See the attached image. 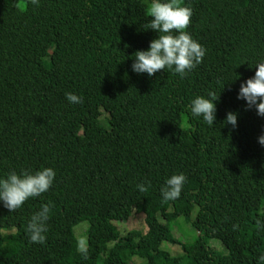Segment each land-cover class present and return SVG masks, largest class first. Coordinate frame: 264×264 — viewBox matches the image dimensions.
Returning a JSON list of instances; mask_svg holds the SVG:
<instances>
[{
    "label": "trees",
    "instance_id": "trees-1",
    "mask_svg": "<svg viewBox=\"0 0 264 264\" xmlns=\"http://www.w3.org/2000/svg\"><path fill=\"white\" fill-rule=\"evenodd\" d=\"M24 1L0 0V178L45 167L56 176L15 211L0 201V264H264V117L237 98L264 60V0H183L193 9L186 31L205 48L183 76L132 70L133 54L159 35L146 29L151 0ZM209 93L219 96L211 126L191 113ZM180 173V196L165 201L161 188ZM49 203L46 242L33 243L27 224ZM196 206L197 239L180 243V256L162 250L179 241L158 215L190 219ZM134 211L148 230L121 235L113 221ZM82 223L87 259L77 251Z\"/></svg>",
    "mask_w": 264,
    "mask_h": 264
},
{
    "label": "clouds",
    "instance_id": "clouds-1",
    "mask_svg": "<svg viewBox=\"0 0 264 264\" xmlns=\"http://www.w3.org/2000/svg\"><path fill=\"white\" fill-rule=\"evenodd\" d=\"M33 5L39 0H31ZM147 14L151 17L146 29L151 28L158 32V37L150 41L147 50H137L132 64L136 73H147L149 76L158 71L174 69L181 76L200 64L205 56V48L194 40L186 29L191 24L193 9L185 5L183 0H151ZM253 77L242 82L237 94L238 99L246 101L247 108H255L258 116L264 117V60L258 62ZM210 98L197 96L191 101L193 116H202L208 125H213L216 119V104L219 99L215 93H209ZM70 103H82V97L74 93H66ZM225 123L237 127L238 114L228 112ZM258 142L264 145V133L258 137ZM56 173L53 168L45 167L30 172L22 170L20 174L10 172L6 178H0V201L9 211L19 209L30 197H37L46 192L53 184ZM186 177L183 173L173 174L165 181L161 193L165 201L177 199L182 191ZM150 183V182H149ZM139 191L146 192L148 186L137 185ZM51 206L44 204L34 213L27 224L26 231L33 243L46 242L47 221ZM257 227H264V221L257 220ZM238 225H233L235 230ZM77 251L85 258L88 257V248L83 240L78 242ZM264 262V254L259 257Z\"/></svg>",
    "mask_w": 264,
    "mask_h": 264
},
{
    "label": "rangeland",
    "instance_id": "rangeland-1",
    "mask_svg": "<svg viewBox=\"0 0 264 264\" xmlns=\"http://www.w3.org/2000/svg\"><path fill=\"white\" fill-rule=\"evenodd\" d=\"M25 3L26 2L24 0H18V4L22 8H25ZM108 115L109 114L102 109L101 122L106 126L108 125ZM197 210L198 207L196 206V208L192 211L190 219H188L186 216L181 215L171 221H167L161 215H158L159 221L161 223L169 224L171 232L179 241L178 243H174L169 240L163 241L161 245L162 250L169 252L173 256H180L184 254V250L181 244H191L197 239L199 235L198 231L194 228L192 224L193 220L196 217ZM113 222L115 225H117L121 235H124L131 230H140L143 232H146L148 230L147 224L145 222V214L143 212L138 213L134 211L129 219L124 221ZM86 224L87 223H82L77 226L75 229V235L78 241L83 240L87 245ZM209 245L215 248L221 254H227L228 252L225 245L219 239L211 238L209 240ZM126 255L127 254H125V257ZM128 261L130 264H142L145 262L144 259L139 257L128 259Z\"/></svg>",
    "mask_w": 264,
    "mask_h": 264
}]
</instances>
